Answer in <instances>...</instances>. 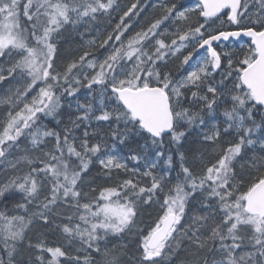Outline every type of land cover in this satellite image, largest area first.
Segmentation results:
<instances>
[{
    "label": "snow or ice",
    "instance_id": "obj_1",
    "mask_svg": "<svg viewBox=\"0 0 264 264\" xmlns=\"http://www.w3.org/2000/svg\"><path fill=\"white\" fill-rule=\"evenodd\" d=\"M2 84L0 264H264V0H0Z\"/></svg>",
    "mask_w": 264,
    "mask_h": 264
},
{
    "label": "trees",
    "instance_id": "obj_2",
    "mask_svg": "<svg viewBox=\"0 0 264 264\" xmlns=\"http://www.w3.org/2000/svg\"><path fill=\"white\" fill-rule=\"evenodd\" d=\"M134 2V0H120V3L122 5H129L130 3ZM115 16V14H113ZM159 15V10L156 8H152L149 7L147 9V11L145 13H143L141 15V17L139 18L140 23L139 25H137V29L139 30V27L146 24L149 20L153 19L154 17H157ZM116 20L113 19L112 21H107L104 18H101L99 21L100 24V29L98 32L96 33H90L89 35L83 37V39H81L77 34L76 31L72 28H69L68 31L64 34V41L61 44V51L63 53L64 56L66 57H71V58H75V56H77L78 53L76 51V49L82 47V46H86L87 42L91 39H93L94 37L98 36L100 32L104 31V26L105 24L111 23V24H115ZM108 31H111V29H107ZM89 51H91L92 49L89 48ZM5 86V84L0 85V95H1V91L2 88ZM3 95V94H2ZM3 112L4 109L2 106H0V119H2L3 117ZM45 123H47V121H45ZM98 168H93L91 174L86 177V180H92L94 177L97 176L98 174ZM105 181L103 180H97L96 184L92 185V187H96L100 184H104ZM87 190V189H85ZM158 213H159V207L155 206V207H147L144 206L141 209L139 218H142V220H144L145 223H150V227L154 226V221L157 219L158 217ZM150 227H147L145 232L142 234H146L147 230L150 229ZM43 231H48L47 229H43ZM141 235V236H142ZM55 236V235H54ZM54 236H48V242H49V246H51V244L58 245L61 243V240H56V238ZM57 236V235H56ZM132 240H125L124 242L122 241V243L125 244H129ZM114 243H118V241H114ZM53 245V246H55ZM185 260V252L183 250L179 251L176 253V255L174 256L171 264H183Z\"/></svg>",
    "mask_w": 264,
    "mask_h": 264
},
{
    "label": "rangeland",
    "instance_id": "obj_3",
    "mask_svg": "<svg viewBox=\"0 0 264 264\" xmlns=\"http://www.w3.org/2000/svg\"><path fill=\"white\" fill-rule=\"evenodd\" d=\"M9 87L10 86L8 84H5V86L2 88L1 95L4 94L5 92H7ZM150 225H151L150 223H145L144 220H142V218L138 217L137 223H136V225L133 228V232L129 234L130 239L131 240H135L137 237H141V235L145 232L146 228L150 227ZM52 236H54V235H52ZM54 237L58 241L61 240V242H62V240H63V238L61 236H59V235H57V236L55 235ZM130 239H129V241H130ZM122 241L124 242L125 240H122ZM122 241H118V243H122ZM53 245H55V243L51 244V246H53ZM176 253H174L172 255L171 262H172L174 256L176 255ZM75 254L76 253L73 251L72 255H75ZM25 255H28V253L26 251H25Z\"/></svg>",
    "mask_w": 264,
    "mask_h": 264
}]
</instances>
